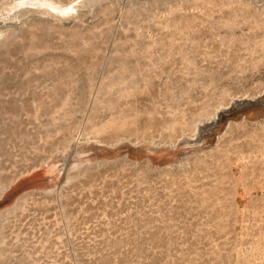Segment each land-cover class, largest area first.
Returning a JSON list of instances; mask_svg holds the SVG:
<instances>
[{"label": "rangeland", "instance_id": "374dc122", "mask_svg": "<svg viewBox=\"0 0 264 264\" xmlns=\"http://www.w3.org/2000/svg\"><path fill=\"white\" fill-rule=\"evenodd\" d=\"M0 264H264V0H0Z\"/></svg>", "mask_w": 264, "mask_h": 264}, {"label": "bare ground", "instance_id": "6f19581e", "mask_svg": "<svg viewBox=\"0 0 264 264\" xmlns=\"http://www.w3.org/2000/svg\"><path fill=\"white\" fill-rule=\"evenodd\" d=\"M49 5L52 7V8H56L57 5H55L53 2H49ZM58 8V7H57ZM68 8V7H67ZM63 11H66V9H64Z\"/></svg>", "mask_w": 264, "mask_h": 264}]
</instances>
